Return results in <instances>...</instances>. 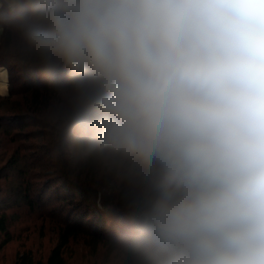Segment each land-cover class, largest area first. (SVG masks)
Listing matches in <instances>:
<instances>
[{"label": "clouds", "instance_id": "clouds-1", "mask_svg": "<svg viewBox=\"0 0 264 264\" xmlns=\"http://www.w3.org/2000/svg\"><path fill=\"white\" fill-rule=\"evenodd\" d=\"M5 54L119 194L135 264H264V0H0Z\"/></svg>", "mask_w": 264, "mask_h": 264}, {"label": "trees", "instance_id": "trees-1", "mask_svg": "<svg viewBox=\"0 0 264 264\" xmlns=\"http://www.w3.org/2000/svg\"><path fill=\"white\" fill-rule=\"evenodd\" d=\"M9 35L5 29L2 37L5 44ZM0 66L9 72V93L0 95V149L17 145L20 139L49 137L54 150L40 156L34 165L35 168L50 165L55 181L62 185L61 191L56 188L59 204L48 202L47 191L52 186L38 184V175L19 169V153L28 148L14 146L13 154L0 171V195L3 197L0 198V253L12 240L11 227L14 225L13 214L9 213L6 203L12 197H19L29 214L42 212L55 223L59 233L57 243L44 262L37 261L31 252H24L18 254L15 264H69L66 251L71 241L79 238L83 239L92 256L104 249L107 257H121V264H135L121 227L120 218L125 209L119 194L104 177L60 148L58 135L47 115L48 85L35 72L13 62L7 54L0 56ZM5 104L11 105L10 110L3 109ZM31 127L37 130L26 134ZM6 170L20 175V192L12 190L8 184L5 186L6 181L9 182L4 173Z\"/></svg>", "mask_w": 264, "mask_h": 264}, {"label": "rangeland", "instance_id": "rangeland-1", "mask_svg": "<svg viewBox=\"0 0 264 264\" xmlns=\"http://www.w3.org/2000/svg\"><path fill=\"white\" fill-rule=\"evenodd\" d=\"M3 107V109L8 108L10 110L11 105L5 104ZM35 130H37L36 127H31L25 133L34 132ZM20 145L28 149L21 150L19 153L21 161L19 169H24L25 172H32L38 175V184L52 186L51 190L47 191L46 198L52 204H59L56 188L61 191L62 185L55 181L53 169L50 165L44 168H35L34 165L36 162H39L37 159L40 156L46 152L51 154V151L54 150L49 137L20 139L17 145H13L8 149H0V171L13 154V150H15L14 146L18 147ZM47 163L50 164L49 162ZM4 173L9 177V182L7 183L6 181L5 186L8 184L12 190L20 192V175L17 172L10 173L7 170ZM0 198H3L2 195H0ZM6 204L9 206V213L13 214L14 225L11 227L12 240L7 243L0 253V264H15L18 254L24 252H31L37 261L41 260L44 262L51 248L57 243L59 231L55 223L42 215L40 211L29 214L27 208L19 200V197L10 198V201ZM66 258L69 264H121L122 262L121 257H107L104 249H101L96 256H92L88 246L80 238L71 241L69 249L66 251Z\"/></svg>", "mask_w": 264, "mask_h": 264}, {"label": "crops", "instance_id": "crops-1", "mask_svg": "<svg viewBox=\"0 0 264 264\" xmlns=\"http://www.w3.org/2000/svg\"><path fill=\"white\" fill-rule=\"evenodd\" d=\"M7 74H8V71H7ZM8 80L6 82L0 83V95H2V96H7L9 93V91H8V85H9L8 82L9 81Z\"/></svg>", "mask_w": 264, "mask_h": 264}]
</instances>
